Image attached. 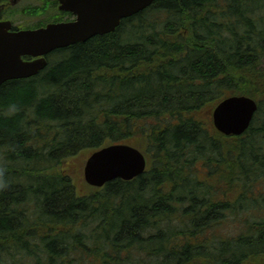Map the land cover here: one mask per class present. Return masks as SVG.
Returning a JSON list of instances; mask_svg holds the SVG:
<instances>
[{"label":"trees","instance_id":"obj_1","mask_svg":"<svg viewBox=\"0 0 264 264\" xmlns=\"http://www.w3.org/2000/svg\"><path fill=\"white\" fill-rule=\"evenodd\" d=\"M48 64L0 86V264H264V0H158ZM231 95L241 136L211 122ZM115 143L147 169L89 186Z\"/></svg>","mask_w":264,"mask_h":264},{"label":"water","instance_id":"obj_2","mask_svg":"<svg viewBox=\"0 0 264 264\" xmlns=\"http://www.w3.org/2000/svg\"><path fill=\"white\" fill-rule=\"evenodd\" d=\"M9 0L0 4V12ZM158 0H57L58 9L74 20L48 23L34 29L12 30V22L0 20V85L11 79L33 77L48 65L46 56L56 49L85 42L92 36L113 32L124 18L132 17ZM22 55L36 57L24 61ZM257 101L246 95H231L212 110V124L219 133L239 136L251 125ZM146 157L132 145L118 143L95 150L84 163L83 178L92 187L109 181H131L145 171Z\"/></svg>","mask_w":264,"mask_h":264},{"label":"rangeland","instance_id":"obj_3","mask_svg":"<svg viewBox=\"0 0 264 264\" xmlns=\"http://www.w3.org/2000/svg\"><path fill=\"white\" fill-rule=\"evenodd\" d=\"M51 1V0H50ZM42 4V0H19V2L12 6L11 8L8 9V11H5L2 15V18H6V19H12L15 23L16 26H32V25H37L39 23H46L51 19H59L61 16L56 14V11H53L52 9H45V10H41L40 9V5ZM33 7H38V9L36 10V8H34L31 12V14H29V16L26 15H20L19 12L24 9V8H29L32 9ZM14 12L13 14H11V12ZM51 14L54 15L51 16ZM57 16V17H56ZM84 168V166H83ZM83 168H82V178H83ZM78 171V170H76ZM74 172V171H73ZM226 229L228 231H232L234 230V225L232 222H226L225 225Z\"/></svg>","mask_w":264,"mask_h":264},{"label":"flooded vegetation","instance_id":"obj_4","mask_svg":"<svg viewBox=\"0 0 264 264\" xmlns=\"http://www.w3.org/2000/svg\"><path fill=\"white\" fill-rule=\"evenodd\" d=\"M63 17H64V18H63L62 21L73 20V19H74V17L71 16V15H69L68 13H67L66 15H64ZM0 19H1V15H0ZM22 58H23V60L29 62V61H33V59H34L35 57L32 58V57H30V56H23ZM14 80H16V81H18V80H19V81H22L23 79H11V80H7V81L3 82L0 86L4 85V84H6V83H10L11 81H14Z\"/></svg>","mask_w":264,"mask_h":264}]
</instances>
